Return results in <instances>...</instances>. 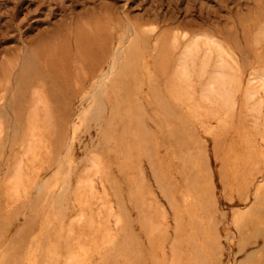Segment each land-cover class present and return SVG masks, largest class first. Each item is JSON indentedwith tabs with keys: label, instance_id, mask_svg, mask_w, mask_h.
Segmentation results:
<instances>
[{
	"label": "rangeland",
	"instance_id": "1",
	"mask_svg": "<svg viewBox=\"0 0 264 264\" xmlns=\"http://www.w3.org/2000/svg\"><path fill=\"white\" fill-rule=\"evenodd\" d=\"M261 234L264 0H0V264H259Z\"/></svg>",
	"mask_w": 264,
	"mask_h": 264
},
{
	"label": "bare ground",
	"instance_id": "2",
	"mask_svg": "<svg viewBox=\"0 0 264 264\" xmlns=\"http://www.w3.org/2000/svg\"><path fill=\"white\" fill-rule=\"evenodd\" d=\"M117 96V95H116ZM256 230V229H255ZM261 236H262V238L264 237L263 236V234H261ZM261 241V240H260ZM262 246V245H261ZM258 247H259V245H258ZM258 249V248H257ZM257 253H259L261 256H260V260L257 258V260H258V262H259V264H264V245H263V247L260 249V250H257ZM255 258H256V254H250V256H248L247 258H246V261L244 262V264H247V262L249 263H251V261H253V260H255Z\"/></svg>",
	"mask_w": 264,
	"mask_h": 264
}]
</instances>
